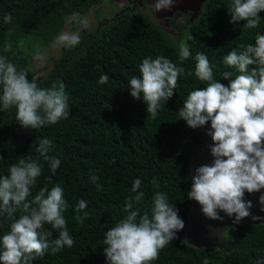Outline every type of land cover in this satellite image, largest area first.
Returning a JSON list of instances; mask_svg holds the SVG:
<instances>
[{"label": "trees", "instance_id": "16d2710c", "mask_svg": "<svg viewBox=\"0 0 264 264\" xmlns=\"http://www.w3.org/2000/svg\"><path fill=\"white\" fill-rule=\"evenodd\" d=\"M95 1L0 0V55H7L18 69H27V79L31 81L33 53L53 41L68 16L73 12L88 13ZM231 2L206 0L198 18L187 24L188 28L177 31L176 39L147 16L130 12L116 22L102 25L96 33L82 34L81 43L63 49L39 80L42 88L53 82L65 85L69 97L68 119L38 129H25L15 119V108L0 110V176L7 175L9 167L19 159H38L43 171L32 195L45 186L51 189L59 184L69 204L64 217L74 246L65 247L55 255L49 250L31 264H107L103 255L104 234L126 216L123 212L126 198L143 193L135 207L141 213L145 210L150 213L157 192L168 197L185 227L152 264H204L205 258L208 264L256 261L264 264V225L242 224L230 229L227 238L239 243V248L230 254L194 249L182 243L190 207L188 167L190 156L201 148L202 128H189L178 111L191 91L206 87L194 75V57L197 52L206 54L213 66L214 79L227 86L230 81L222 79V73L231 71L234 78L238 72L225 66L223 57L233 49L239 51L241 44L254 43L257 32L264 34V13H260L261 21L256 29L243 28V21L230 23ZM5 14H11V23H4ZM6 42L12 45L9 53L2 51ZM181 44L189 45L191 51L183 63L178 61ZM160 55L184 67L185 73L178 78L174 95L165 104L161 103L153 119L146 112L142 96L139 101L130 96L128 81L140 75L138 69L144 58ZM104 74L109 80L99 84ZM41 138L53 143L48 155L61 160L55 175L33 148ZM93 175L99 178V189L90 179ZM136 179L141 180V188L131 193ZM81 199L87 202L85 211L91 213L83 223L75 219V206ZM19 215L20 212L11 218L0 216V238L10 231L11 223ZM44 229L52 231L53 238L58 236V231L50 225L45 224Z\"/></svg>", "mask_w": 264, "mask_h": 264}, {"label": "clouds", "instance_id": "9594fccd", "mask_svg": "<svg viewBox=\"0 0 264 264\" xmlns=\"http://www.w3.org/2000/svg\"><path fill=\"white\" fill-rule=\"evenodd\" d=\"M174 5L175 0H154L151 8L159 12L170 10ZM228 12L230 23L243 21V28L256 29L261 21L260 13H264V0H232ZM3 21L11 23V14H5ZM65 23L78 27L74 31L59 32L51 48L79 45L80 32L87 28L89 21L87 17L81 18L79 12H73ZM2 51L11 52V43L6 42ZM190 56L189 45L181 44L179 63ZM32 59L42 66L47 57L38 48ZM194 59V75L205 82L206 87L191 91L178 115L191 129H201L210 122L207 135L212 140L209 148L213 161L196 168L188 199L197 202L209 220L222 221L219 212L229 218L234 216L233 223L248 217L260 220L262 217L251 214L253 204L245 200V192L258 193L264 189V34L257 32L254 43L241 44L239 51L233 49L223 57V64L238 72L234 78L231 71L222 73V79L230 81L227 86L214 79L213 66L206 54L197 52ZM138 70L140 75L128 81L130 96L137 101L142 96L147 114L155 119L161 103L165 104L174 95L185 68L160 55L144 58ZM28 74L27 69H18L10 62L7 55H0V110L15 108V119L25 129H38L68 119L69 97L65 85L53 82L42 88L39 75L33 74L29 81ZM108 80V75L104 74L98 83L106 84ZM33 148L48 162L55 175L61 160L48 155L53 148L52 141L41 138L35 141ZM42 171L39 160L28 157L19 159L9 167L7 175L0 176V216L11 218L21 213L19 219L11 223L10 231L0 238L2 264H31L49 250L55 255L65 247L74 246L64 217L69 204L62 186L56 184L51 189L45 186L32 195ZM90 179L99 189V178L93 175ZM141 184V180L136 179L131 193H137ZM142 196L143 193L128 196L123 208L126 216L104 234L103 255L107 264H152L184 229V221L165 194L155 193L150 213L147 210L141 213V209L135 207ZM258 203L264 211V194L259 196ZM86 208L85 200L77 202L75 219L78 222L83 223L91 215ZM45 224L58 231V236L53 238V232L44 229ZM182 243L192 246L187 239ZM204 264H208L207 258Z\"/></svg>", "mask_w": 264, "mask_h": 264}, {"label": "water", "instance_id": "95a60500", "mask_svg": "<svg viewBox=\"0 0 264 264\" xmlns=\"http://www.w3.org/2000/svg\"><path fill=\"white\" fill-rule=\"evenodd\" d=\"M187 1L190 3L191 0ZM200 2H204V0ZM198 13L200 14V9ZM196 16L197 13H194V15H192V20L195 19ZM156 17L158 18V12L156 13ZM209 130L210 122L202 128L200 150L190 156L188 168L191 184V178L195 175L196 168L204 164L210 165L213 161L209 148L212 144V140L211 137L207 135ZM191 184L189 191L191 190ZM261 194H264V189L258 193L249 194L245 192V200L252 201L253 207L250 209L251 214L262 217V219L253 221L251 217H248L244 218L239 223H233L235 217L229 218L223 212H219V215L223 217L222 221L209 220L202 214L200 205L193 200H189L190 207L187 216V227L184 230L183 239H187L192 246L186 245L194 249H214L227 254L235 252L239 248V243L234 239L227 238L226 234L230 229H235L242 224L264 225V211L260 210L261 205L258 203V198ZM253 264L263 263L256 261Z\"/></svg>", "mask_w": 264, "mask_h": 264}, {"label": "flooded vegetation", "instance_id": "af4514ba", "mask_svg": "<svg viewBox=\"0 0 264 264\" xmlns=\"http://www.w3.org/2000/svg\"><path fill=\"white\" fill-rule=\"evenodd\" d=\"M111 1L112 2L108 3V5H111L113 3L115 5H119V7H116L117 5L114 7L115 10L112 17L109 16L108 19L101 16L98 17L99 23L97 24L94 33H96L102 25L106 23L116 22L124 13L130 12L147 16L150 21L158 25L163 32L176 39L177 31L188 28L187 24H192L193 21L198 18V16L201 14L202 7L206 0H204V2H200L201 0H191L190 3H188L187 0H175V5L170 10H161L158 12V18L156 17L157 12L153 8H151L154 4V0ZM199 9L200 14L198 13ZM194 13H197V16L192 20V15H194ZM84 32L85 31H81L83 35L88 34V32Z\"/></svg>", "mask_w": 264, "mask_h": 264}, {"label": "rangeland", "instance_id": "374dc122", "mask_svg": "<svg viewBox=\"0 0 264 264\" xmlns=\"http://www.w3.org/2000/svg\"><path fill=\"white\" fill-rule=\"evenodd\" d=\"M111 0H96L90 11L86 14H83L81 16V18L83 17H87L88 18V26L87 28L82 29L81 31H85L84 33L88 32V34H91L94 32V30L96 29L97 24L99 23V19L98 17H104L106 19H108V17H112L114 10H115V4H111L108 5V3H111ZM116 7H119V5H117ZM66 20V19H65ZM76 25H67L64 22L63 27L61 28V31H74L76 29ZM81 32H80V36H81ZM170 36V35H169ZM171 37V36H170ZM34 40V39H33ZM51 43L49 42L46 45H41L40 46V51H42L43 53L46 54V61L43 63V65L41 66L39 61H34L33 59L30 60V72L33 74H38L40 79H42L49 71V69L51 68V64L52 61L58 57L61 54V51L65 48H59V49H53L51 48ZM39 79V80H40Z\"/></svg>", "mask_w": 264, "mask_h": 264}]
</instances>
